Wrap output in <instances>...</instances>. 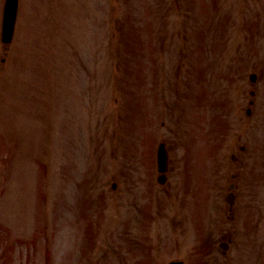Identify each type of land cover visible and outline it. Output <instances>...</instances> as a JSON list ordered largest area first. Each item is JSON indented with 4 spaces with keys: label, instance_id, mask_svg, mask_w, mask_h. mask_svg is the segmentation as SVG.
I'll use <instances>...</instances> for the list:
<instances>
[{
    "label": "rangeland",
    "instance_id": "1",
    "mask_svg": "<svg viewBox=\"0 0 264 264\" xmlns=\"http://www.w3.org/2000/svg\"><path fill=\"white\" fill-rule=\"evenodd\" d=\"M4 4L0 264H264V0Z\"/></svg>",
    "mask_w": 264,
    "mask_h": 264
},
{
    "label": "water",
    "instance_id": "2",
    "mask_svg": "<svg viewBox=\"0 0 264 264\" xmlns=\"http://www.w3.org/2000/svg\"><path fill=\"white\" fill-rule=\"evenodd\" d=\"M18 2L19 0L6 1L4 31H3V40L5 42H11L14 35L17 12H18ZM253 77L255 78V75H253ZM166 159H167V154L162 145L159 154V163H160V168L162 170L166 169V164H167ZM164 179L165 177H161L162 181H164ZM169 264H183V263L179 260H175L170 262Z\"/></svg>",
    "mask_w": 264,
    "mask_h": 264
},
{
    "label": "flooded vegetation",
    "instance_id": "3",
    "mask_svg": "<svg viewBox=\"0 0 264 264\" xmlns=\"http://www.w3.org/2000/svg\"><path fill=\"white\" fill-rule=\"evenodd\" d=\"M232 195H233V197L236 199V192H232ZM222 237H225V238H222ZM227 237V235H223V236H220V239H219V241H218V244H219V246H221L220 245V243H223V244H226V245H228V248H230V245H231V243L233 242V238L230 236V237H228V238H226ZM225 239V240H224ZM207 241H210V242H212V239L211 240H207ZM210 244V243H209ZM220 248V247H219Z\"/></svg>",
    "mask_w": 264,
    "mask_h": 264
}]
</instances>
